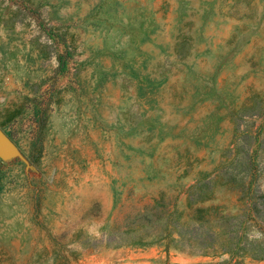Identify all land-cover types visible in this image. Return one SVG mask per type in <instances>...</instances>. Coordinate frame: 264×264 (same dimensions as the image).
I'll use <instances>...</instances> for the list:
<instances>
[{
    "label": "rangeland",
    "instance_id": "1",
    "mask_svg": "<svg viewBox=\"0 0 264 264\" xmlns=\"http://www.w3.org/2000/svg\"><path fill=\"white\" fill-rule=\"evenodd\" d=\"M0 148V264H264V0H0Z\"/></svg>",
    "mask_w": 264,
    "mask_h": 264
},
{
    "label": "trees",
    "instance_id": "2",
    "mask_svg": "<svg viewBox=\"0 0 264 264\" xmlns=\"http://www.w3.org/2000/svg\"><path fill=\"white\" fill-rule=\"evenodd\" d=\"M254 212H257L256 208L253 210ZM162 211L159 210V212L154 210L151 212L150 215L147 216L148 220H151L154 222L157 226V232L155 234L156 239H161L163 237H168L171 234L175 233L179 237H184V234H188L189 242H193L197 245H200L203 247V249H209L213 246L211 245V234H209L206 230H204V227L202 226V222L199 224H189L187 222H183L182 224H179V228H177L175 225H170L168 221L163 222L159 218ZM194 212L200 215L201 212H203V208L196 207L194 209ZM160 214V215H159ZM198 219V218H195ZM230 233L233 232V230L229 231ZM143 234H140L138 240H136L138 244H144L148 243L143 240L142 238ZM229 241L224 243L223 250H231L233 245L236 244V242L232 241L233 235L229 236ZM152 241V240H151ZM258 255V254H257ZM264 255V254H262Z\"/></svg>",
    "mask_w": 264,
    "mask_h": 264
},
{
    "label": "water",
    "instance_id": "3",
    "mask_svg": "<svg viewBox=\"0 0 264 264\" xmlns=\"http://www.w3.org/2000/svg\"><path fill=\"white\" fill-rule=\"evenodd\" d=\"M0 155L1 156H4L5 155V152L0 148Z\"/></svg>",
    "mask_w": 264,
    "mask_h": 264
}]
</instances>
